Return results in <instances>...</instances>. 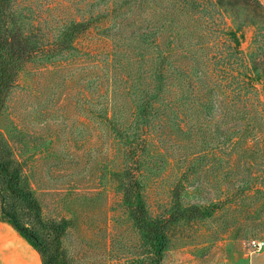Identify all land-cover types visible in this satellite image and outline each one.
Returning <instances> with one entry per match:
<instances>
[{
  "label": "rangeland",
  "instance_id": "rangeland-1",
  "mask_svg": "<svg viewBox=\"0 0 264 264\" xmlns=\"http://www.w3.org/2000/svg\"><path fill=\"white\" fill-rule=\"evenodd\" d=\"M200 1L203 15L188 7L192 16L176 12L181 1L171 13L174 0L11 1L8 37L21 52L52 49L63 24L90 19L71 48L27 60L0 104V139L22 165L41 217L65 223L68 264H264V250L246 248L264 238V29L253 41L264 0L231 8ZM171 19L201 46L198 63L185 58L196 64L192 79L204 83L216 69L209 115L170 65L164 99L150 98ZM237 84L245 89L233 91ZM137 194L160 222V255L130 213ZM0 264H41L2 221Z\"/></svg>",
  "mask_w": 264,
  "mask_h": 264
},
{
  "label": "trees",
  "instance_id": "trees-1",
  "mask_svg": "<svg viewBox=\"0 0 264 264\" xmlns=\"http://www.w3.org/2000/svg\"><path fill=\"white\" fill-rule=\"evenodd\" d=\"M12 0H0V104L2 102L5 92L10 88L14 82L18 69L30 58L35 55L45 54L50 51L51 55L56 52H61L72 47L74 37L80 31L85 30L89 21L87 22H71L63 24L60 29L59 36L53 43L50 44L52 49L45 50V45H42L38 48H32L29 51L21 52L18 48L14 47L10 42L11 38L8 37V15H9V5ZM181 1L182 6H178L176 12H182L183 10L188 12L189 15L191 12L200 13L203 15V5L200 4V0H174L171 2L173 4L171 13H175L174 8H176L175 3ZM248 1L256 2V0H215V4L220 7H235L238 3H248ZM201 5V6H200ZM257 5L261 6L257 2ZM192 8V11L189 12V8ZM262 7V6H261ZM255 14L252 17H260L262 13L254 10ZM258 12V16L256 14ZM264 16V12L262 14ZM171 16H174L171 14ZM192 16V14H191ZM207 20L208 18L205 17ZM258 19V18H257ZM206 20V23H207ZM264 20V18H263ZM169 27L170 31L168 50L164 52L159 63L155 65V70L157 71L155 80H156V89L153 92V98L150 95L151 99L163 98L162 93L165 91V86L167 82V77L165 73L168 70V67L174 68L180 76H183L185 79V86L187 91V97H193L197 99V103L201 104L206 110L205 112L212 113L216 111L215 107V98L213 97V88L209 82L210 79L215 75L216 69L212 71L208 76L207 81L200 83L197 79L193 78L190 74V66L194 67V62L186 63V59L194 58L197 61L198 56L196 53L199 51L198 42L188 41L186 42L187 35H183L181 32V27L172 25V19L170 20ZM262 28H258L256 31V36L254 38V43L257 42V35H261ZM153 31H149L146 35L152 34ZM228 35L233 37L235 41L236 30H230ZM181 56V59L172 60L173 54ZM200 58V56H199ZM206 59V58H204ZM206 64L207 71L210 67V63ZM207 61H209L207 59ZM198 63V61H197ZM204 65V63H202ZM264 65V61L260 63ZM198 70L201 71L199 66H195ZM205 67V66H204ZM264 72V66H262ZM208 71V72H209ZM210 71V72H211ZM214 72V74H213ZM220 75L217 76L218 79H226L227 74L225 69H219ZM205 75L207 72H202ZM198 77V76H197ZM249 77V76H248ZM249 79V78H248ZM258 79V77H257ZM166 80V81H165ZM199 82V86L197 84ZM200 86H203L201 89ZM178 91H182L183 88L179 86ZM245 88L241 85H238L232 89L233 91H242ZM229 90V89H228ZM190 91V92H189ZM216 91V90H214ZM255 91H262L255 89ZM148 94V93H146ZM233 97L225 95V99L231 100ZM235 102V101H234ZM236 105V102L234 106ZM171 106V105H170ZM243 109H240L239 106H236L234 110L235 116H240L241 113H244ZM229 111H232L229 109ZM11 150L7 148V143L0 139V221L8 223L15 232H17L38 254L41 264H68L65 260L64 254L61 250V236L65 232L66 225L63 221L55 220H45L41 217L40 206L37 202L36 197L29 184L27 183L26 176L23 173V167L18 160L14 157V154L10 152ZM132 197L133 194H132ZM131 195L126 198L130 200ZM135 202H127V205L130 208V213L135 221L136 226L139 228L144 237L155 242V252L156 255H160L161 252L167 247V241L162 236L160 232V222L152 220L150 216L146 215V211L143 207V202L139 194L136 195ZM176 218V217H175Z\"/></svg>",
  "mask_w": 264,
  "mask_h": 264
},
{
  "label": "built area",
  "instance_id": "built-area-1",
  "mask_svg": "<svg viewBox=\"0 0 264 264\" xmlns=\"http://www.w3.org/2000/svg\"><path fill=\"white\" fill-rule=\"evenodd\" d=\"M246 248L249 253L263 251L264 250V238L262 237L249 238L247 240Z\"/></svg>",
  "mask_w": 264,
  "mask_h": 264
}]
</instances>
